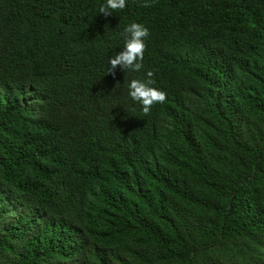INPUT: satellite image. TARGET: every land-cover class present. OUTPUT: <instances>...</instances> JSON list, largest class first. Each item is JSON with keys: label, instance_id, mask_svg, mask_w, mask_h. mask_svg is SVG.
Returning a JSON list of instances; mask_svg holds the SVG:
<instances>
[{"label": "trees", "instance_id": "16d2710c", "mask_svg": "<svg viewBox=\"0 0 264 264\" xmlns=\"http://www.w3.org/2000/svg\"><path fill=\"white\" fill-rule=\"evenodd\" d=\"M144 2L0 0V264H264V0Z\"/></svg>", "mask_w": 264, "mask_h": 264}, {"label": "clouds", "instance_id": "9594fccd", "mask_svg": "<svg viewBox=\"0 0 264 264\" xmlns=\"http://www.w3.org/2000/svg\"><path fill=\"white\" fill-rule=\"evenodd\" d=\"M127 6V0H105L99 8V13L105 17L117 10H122ZM144 7H151L152 4L145 0ZM149 29L141 23L132 22L124 29V46L119 53L109 57V70L115 76L119 67L127 71L139 72L143 67L144 53L146 49L145 40L149 37ZM154 71L146 73V79H132L128 84V94L133 101L142 106L145 116L150 115L154 104H163L167 100V93L154 87Z\"/></svg>", "mask_w": 264, "mask_h": 264}]
</instances>
